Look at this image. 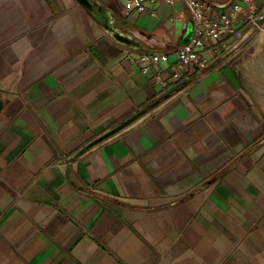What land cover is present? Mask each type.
<instances>
[{
	"label": "crops",
	"instance_id": "crops-1",
	"mask_svg": "<svg viewBox=\"0 0 264 264\" xmlns=\"http://www.w3.org/2000/svg\"><path fill=\"white\" fill-rule=\"evenodd\" d=\"M96 1L127 42L76 0H0V264H264V32L178 78L183 2Z\"/></svg>",
	"mask_w": 264,
	"mask_h": 264
},
{
	"label": "built area",
	"instance_id": "built-area-1",
	"mask_svg": "<svg viewBox=\"0 0 264 264\" xmlns=\"http://www.w3.org/2000/svg\"><path fill=\"white\" fill-rule=\"evenodd\" d=\"M149 2L168 5L183 2L188 7L198 27L189 43L178 46L176 56L177 69L174 73L178 78L182 77V72L186 67L198 65L200 53L205 49V41L208 39L219 41L225 35H232L240 41L246 36V32L249 33L250 37L264 32V0L261 11L255 8L252 3H249L247 7H243L241 4L242 0L234 3L222 11L218 21H215L209 15L208 5L203 0H125L122 15L129 18L135 12H144ZM240 26L246 27L247 31H242ZM170 60L171 55L169 53H152L143 54L139 62L142 65L149 62L159 64ZM142 72L146 74L148 67L143 66Z\"/></svg>",
	"mask_w": 264,
	"mask_h": 264
},
{
	"label": "water",
	"instance_id": "water-1",
	"mask_svg": "<svg viewBox=\"0 0 264 264\" xmlns=\"http://www.w3.org/2000/svg\"><path fill=\"white\" fill-rule=\"evenodd\" d=\"M89 14L90 16L99 23L106 31L116 36L118 39L121 37L123 40L119 39L122 42H127L128 38L119 33L118 29L113 22L112 16L110 12L105 9L102 5H100L96 0H76ZM227 7V6H225ZM191 36L184 41V44L190 42Z\"/></svg>",
	"mask_w": 264,
	"mask_h": 264
},
{
	"label": "bare ground",
	"instance_id": "bare-ground-1",
	"mask_svg": "<svg viewBox=\"0 0 264 264\" xmlns=\"http://www.w3.org/2000/svg\"><path fill=\"white\" fill-rule=\"evenodd\" d=\"M119 39L123 40V38H121V37Z\"/></svg>",
	"mask_w": 264,
	"mask_h": 264
}]
</instances>
